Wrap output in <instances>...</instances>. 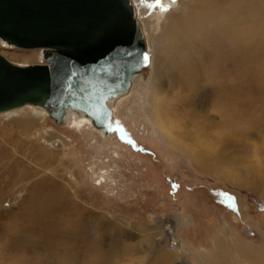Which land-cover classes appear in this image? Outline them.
I'll list each match as a JSON object with an SVG mask.
<instances>
[{
    "label": "rangeland",
    "instance_id": "1",
    "mask_svg": "<svg viewBox=\"0 0 264 264\" xmlns=\"http://www.w3.org/2000/svg\"><path fill=\"white\" fill-rule=\"evenodd\" d=\"M145 1L181 13L180 0ZM205 6L212 11L197 25L205 16L207 29L221 20L237 42L227 33H215L214 41L198 35L190 64L201 72L199 83L184 62L185 48H150L142 84L120 103L106 138L89 123L60 125L29 105L0 114V264H59L35 208L50 182L70 186L66 208L78 202L104 217L103 226L121 229L114 238L93 236L94 250L74 249L73 258H82L69 264H255L248 249L264 248V77H257L264 76V0H205ZM0 51L16 65L42 64V49ZM243 51L251 75L241 105L229 109L220 101L226 89L209 80L210 59ZM158 54L156 78L151 61ZM151 90L169 121L145 117L139 103ZM28 117L36 122L31 130L15 121ZM25 216L34 222L26 225ZM213 256L219 262H209Z\"/></svg>",
    "mask_w": 264,
    "mask_h": 264
},
{
    "label": "water",
    "instance_id": "2",
    "mask_svg": "<svg viewBox=\"0 0 264 264\" xmlns=\"http://www.w3.org/2000/svg\"><path fill=\"white\" fill-rule=\"evenodd\" d=\"M0 46L42 49L45 60L23 67L0 52V114L33 105L61 125L72 109L106 133L109 101L149 56L130 0H0Z\"/></svg>",
    "mask_w": 264,
    "mask_h": 264
},
{
    "label": "bare ground",
    "instance_id": "3",
    "mask_svg": "<svg viewBox=\"0 0 264 264\" xmlns=\"http://www.w3.org/2000/svg\"><path fill=\"white\" fill-rule=\"evenodd\" d=\"M130 1L135 9L136 17L140 21L141 30L143 32L145 44L148 50L152 47H161L162 51L172 46H174V48L176 49L179 47L180 50H182V48H185L184 62L186 63V61H188L187 64H189L190 66H191L190 64L191 59H194L191 52L192 44L197 39L198 35L205 36L209 41H214L216 34L227 33L229 35V38L234 37L233 34L234 28L230 27L229 25L223 24L221 20L219 21V23L214 22L212 27L207 29L204 23L208 22L206 21V19H208L209 17L205 16L204 18H201L199 20V24L197 25L196 23L197 18H199L202 15H208V13L212 11L207 9V7L205 6V0H190V2H187V0H180L179 3V7L181 8L180 14H175L173 13L172 10H169V12H167L166 14V12L163 11V9H165L164 8L165 6H163L162 3L160 7H152V6L148 7L145 0H130ZM161 1L165 3H171V0H161ZM210 1L215 2L216 0H210ZM194 24L197 26V28ZM208 24H211V22H209ZM158 28L159 30L160 29L161 30L160 33L157 35L156 33ZM232 41L237 42V38L234 37ZM256 50L257 47H255L254 50H251V52L255 53ZM166 54H169V51L166 50ZM238 55L240 56H234L231 54L228 55L226 53H219L217 56H215L214 59H210L211 60L210 67L208 69L209 80L215 81V84H217L219 88H223V90L224 88L226 89L225 93L221 91L224 95L221 94L220 101L221 103H224L223 106H226L229 109L231 106L241 105L237 101L241 98H245V92H246L245 88L247 86V81L251 75V73H248L249 71L247 72L246 69L248 67L246 66L248 61L247 51L238 53ZM250 55L252 56V54ZM158 57L159 54L156 55L153 61H151L153 62L152 63L153 77L154 75L155 77L158 76V73L156 71L157 66L155 65L156 61L157 64L159 60L161 61L160 57L159 58ZM38 60L42 62V64H44L43 53L39 54ZM235 61H236L237 70L235 76L231 77L232 73L230 72L229 67L230 64H232V62ZM232 65H234V63ZM23 67H27V66L25 65ZM189 69H190L189 74L193 75L195 83L196 82L199 83L200 80L198 79V77L201 74V72L197 68L196 64L194 65V67L192 66L189 67ZM140 77L141 76L139 74L134 75L130 84L129 91L125 94L118 95L114 97L111 101H109L108 103L109 107L113 112L110 126H112L114 124V121L117 119L115 115L118 111V107L120 103L126 99L125 97L129 95L132 89L134 90V88L141 86L142 83L140 81ZM257 77L263 78L264 76L263 74L259 73ZM227 80H229L230 82H227V84L225 85L224 82ZM228 90H230V92H228ZM153 94L154 91L151 90L147 96L148 99L147 97H145L148 101L146 102L144 100L139 103V106L141 110L144 112L145 117L148 118V120H151L152 122L153 121L165 122L164 119L169 121L170 119L167 117L164 107H162L161 104H158L156 102L154 103L151 97V95ZM29 106H33V105H29ZM33 108L34 110L36 109L35 114H38L39 112L45 110L37 106H33ZM38 109H42V110H39L38 112L37 111ZM15 110L17 109L8 111L6 113L9 112L12 113ZM228 114L232 117V112H230V110L227 113V115ZM15 121L19 122V124H23L27 128L30 127L32 128L36 124L35 119L29 117L24 119L23 121L21 118ZM87 123L90 124L88 125L90 129L96 130L98 134L100 136L102 135L104 138H106L111 132L110 130L108 133H106L102 128H98L95 126L92 118H89L84 113H78L72 109H69L67 113H65L64 122L61 125L71 127L72 124L87 125ZM99 138L102 139V137ZM47 188H48L46 191L47 195L42 196L41 199H39L40 201L39 202L37 201L38 204L35 205V208L36 206L39 208V210L37 211V214H39V216L37 215L36 216L37 218L41 219L42 225L44 227L40 231L42 233H45L44 231H46V235H43V237L47 238L46 240L48 242H51V248L55 250L54 254L57 256V260L59 264H69L70 262H73V260L77 262L80 261L82 257H77L75 259L73 258L74 249H76L77 253L83 250L93 251L94 250L93 244H91V242L89 241L93 236H95V239L98 240L97 237L99 238L100 236L99 234H101L102 239L104 235L105 236L110 235L112 238H114L117 235L121 234V229L119 226L109 224L106 225L107 227L106 228L105 226H103V224L105 223L103 219L104 217L99 218V216H95L93 212L86 213L85 206L79 204L78 202H71L68 207L71 209V211H69L68 208H66V205L69 200V198H67L66 196L68 195V192L70 190V186L68 184L65 185L63 183L58 184L57 182H50ZM32 217H34V214ZM32 217L31 218L28 216L24 217L23 220H25L24 222L26 223V225L29 221H33ZM25 223L23 224V226L25 225ZM32 225L34 224L32 223ZM170 228L171 226H169L168 233L173 234V231H171ZM27 229H29V227H27ZM173 243H175V246H177L178 244L175 238H173ZM248 250H249V256L253 259L252 262H255V264H264V248H261L260 252L258 253H256L257 251H253L250 249ZM241 251L244 252L243 250ZM95 258H99V257H95ZM211 259L209 262H219V260H214L216 259V256H213ZM198 262L201 261L198 260Z\"/></svg>",
    "mask_w": 264,
    "mask_h": 264
},
{
    "label": "built area",
    "instance_id": "4",
    "mask_svg": "<svg viewBox=\"0 0 264 264\" xmlns=\"http://www.w3.org/2000/svg\"><path fill=\"white\" fill-rule=\"evenodd\" d=\"M170 226V225H169ZM167 237L170 238L172 237L170 233L167 232ZM176 246H175V243H173V238L171 240V249H174Z\"/></svg>",
    "mask_w": 264,
    "mask_h": 264
},
{
    "label": "snow or ice",
    "instance_id": "5",
    "mask_svg": "<svg viewBox=\"0 0 264 264\" xmlns=\"http://www.w3.org/2000/svg\"><path fill=\"white\" fill-rule=\"evenodd\" d=\"M173 2H175V0H173ZM166 10H167V9H166ZM143 59H144V60H149L150 58L147 57V56H144Z\"/></svg>",
    "mask_w": 264,
    "mask_h": 264
}]
</instances>
